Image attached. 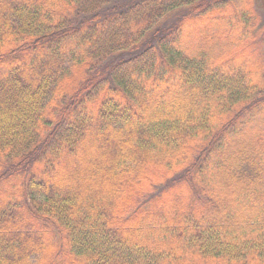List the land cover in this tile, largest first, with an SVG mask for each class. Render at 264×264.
I'll return each mask as SVG.
<instances>
[{
    "label": "trees",
    "instance_id": "trees-1",
    "mask_svg": "<svg viewBox=\"0 0 264 264\" xmlns=\"http://www.w3.org/2000/svg\"><path fill=\"white\" fill-rule=\"evenodd\" d=\"M256 3L0 0V264H264Z\"/></svg>",
    "mask_w": 264,
    "mask_h": 264
},
{
    "label": "rangeland",
    "instance_id": "rangeland-1",
    "mask_svg": "<svg viewBox=\"0 0 264 264\" xmlns=\"http://www.w3.org/2000/svg\"><path fill=\"white\" fill-rule=\"evenodd\" d=\"M258 3H256V4H258V6L256 8L259 11L260 19L262 20L261 24L264 26V0H258ZM263 52H264V47H263ZM1 125H3V123H1Z\"/></svg>",
    "mask_w": 264,
    "mask_h": 264
}]
</instances>
